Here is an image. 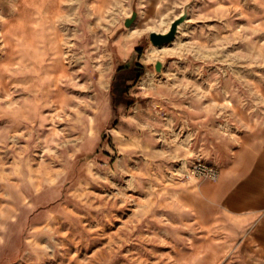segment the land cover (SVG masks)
<instances>
[{
  "label": "rangeland",
  "instance_id": "1",
  "mask_svg": "<svg viewBox=\"0 0 264 264\" xmlns=\"http://www.w3.org/2000/svg\"><path fill=\"white\" fill-rule=\"evenodd\" d=\"M16 1L0 0V19ZM58 1L69 101L49 98L36 109L42 125L14 128L26 95L16 82L0 94V264H186L209 236L223 242L212 264H264V217L224 236L232 210H264V0H111L99 16L92 0ZM184 12L173 41L145 62L149 32ZM121 34L142 47L127 59L146 69L129 83L138 114L110 102ZM196 161L217 176L184 177Z\"/></svg>",
  "mask_w": 264,
  "mask_h": 264
},
{
  "label": "bare ground",
  "instance_id": "2",
  "mask_svg": "<svg viewBox=\"0 0 264 264\" xmlns=\"http://www.w3.org/2000/svg\"><path fill=\"white\" fill-rule=\"evenodd\" d=\"M16 13L3 16L0 19V94L5 95L8 85L16 82L26 98L11 112L10 123L14 128L34 119L39 125L43 118L36 109L45 105L46 100L52 98L58 106L69 101V97L61 88V77H69L66 62L63 60L61 37L59 33L51 38L47 33L52 29L53 18L63 17V6L58 0H17ZM110 0H92L89 10L99 16L102 15ZM35 16L36 19L31 17ZM181 26V24L178 26ZM264 27V25H263ZM167 30V29H166ZM58 32V31H57ZM135 37L121 34L118 38V48L126 55L134 45ZM160 47L148 48L144 52L143 60L149 62L161 55ZM13 66V67H11ZM84 70V69H83ZM147 80L141 79L144 86ZM256 93L260 89H255ZM85 106L89 103L83 102ZM81 146L87 149L91 140L83 130ZM49 195L45 192L36 197L35 203ZM17 224L12 223L11 228ZM226 240L234 236L229 230L224 232ZM223 242L215 237H206L200 244L193 247L186 264H212L220 255ZM96 258H87L82 261L76 256L69 257L68 261L75 264H89Z\"/></svg>",
  "mask_w": 264,
  "mask_h": 264
},
{
  "label": "crops",
  "instance_id": "3",
  "mask_svg": "<svg viewBox=\"0 0 264 264\" xmlns=\"http://www.w3.org/2000/svg\"><path fill=\"white\" fill-rule=\"evenodd\" d=\"M251 1H255V0H251ZM31 18L32 19H36L35 16H33ZM52 23H53L54 29L51 28V30L47 33L51 38L56 36V34L58 33L57 32V28H56V26H55L53 21H52ZM118 38H119V35L113 39V45L117 46V48H118ZM135 46H136V43L133 45V47L130 49V51L126 55H123L122 52L118 48V52L117 53H118V55H119V57L121 59V64H119L118 67L127 66L131 62H137V63L141 64L137 59L133 60V61H128L127 60L129 54L133 50H135V48L137 47V46L136 47ZM132 82H134V81H128L127 85L130 86L132 84ZM129 83H131V84H129ZM129 90H128V94L133 96L136 99L135 102L132 105H129V106H131L133 108V112L138 114V112L140 111L139 98L137 97L138 95H134V94L130 93ZM141 96H143V94ZM121 106H126V105L121 104ZM262 210H263L262 208H254V209H250L247 212H243L242 215L237 214V213H239L238 211L235 212L234 210H232L229 213L231 215H227L226 216V225L224 227V232L229 230L234 235V236L230 237L229 241H233L235 239V237L240 233V230L246 225V223H248V222H250V221H252V220H254L256 218L264 217V215H262V212H261Z\"/></svg>",
  "mask_w": 264,
  "mask_h": 264
},
{
  "label": "trees",
  "instance_id": "4",
  "mask_svg": "<svg viewBox=\"0 0 264 264\" xmlns=\"http://www.w3.org/2000/svg\"><path fill=\"white\" fill-rule=\"evenodd\" d=\"M135 52L138 56L142 53V47L137 46ZM145 66L131 62L127 66H120L114 72L113 78L109 86L110 102L113 108L118 105H132L135 102V98L128 94L129 85L128 81H136L145 72Z\"/></svg>",
  "mask_w": 264,
  "mask_h": 264
},
{
  "label": "water",
  "instance_id": "5",
  "mask_svg": "<svg viewBox=\"0 0 264 264\" xmlns=\"http://www.w3.org/2000/svg\"><path fill=\"white\" fill-rule=\"evenodd\" d=\"M133 18H134V15L131 18L127 19L125 21V25H128L129 22H131ZM185 18H186V13L184 12L183 14L174 18L170 22L169 27L165 32H157V31L149 32L148 39L150 43L156 47H160L164 44L171 43L177 33L178 26L185 21ZM162 66H163V63L159 60H156L154 62V69L156 72H160Z\"/></svg>",
  "mask_w": 264,
  "mask_h": 264
},
{
  "label": "built area",
  "instance_id": "6",
  "mask_svg": "<svg viewBox=\"0 0 264 264\" xmlns=\"http://www.w3.org/2000/svg\"><path fill=\"white\" fill-rule=\"evenodd\" d=\"M198 175L214 179L217 176V170L214 167L203 163L202 161H196L187 169L184 177L190 178Z\"/></svg>",
  "mask_w": 264,
  "mask_h": 264
}]
</instances>
